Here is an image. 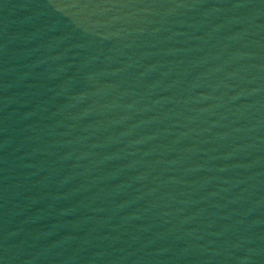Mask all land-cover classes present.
<instances>
[{
	"label": "water",
	"instance_id": "water-1",
	"mask_svg": "<svg viewBox=\"0 0 264 264\" xmlns=\"http://www.w3.org/2000/svg\"><path fill=\"white\" fill-rule=\"evenodd\" d=\"M0 264H264V0H0Z\"/></svg>",
	"mask_w": 264,
	"mask_h": 264
}]
</instances>
